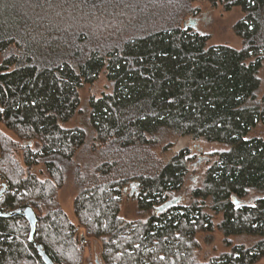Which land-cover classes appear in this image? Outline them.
I'll list each match as a JSON object with an SVG mask.
<instances>
[{
  "label": "trees",
  "instance_id": "obj_1",
  "mask_svg": "<svg viewBox=\"0 0 264 264\" xmlns=\"http://www.w3.org/2000/svg\"><path fill=\"white\" fill-rule=\"evenodd\" d=\"M198 1L243 11L234 26L241 49L210 46L195 31ZM263 63L264 0H0V122L20 141L0 133V213L32 209L46 256L81 264L77 226L57 201L73 172V216L89 237L104 239L103 264H258ZM103 71L111 92L89 101V139L86 129L64 125L80 108L78 92ZM90 142L94 155L80 163ZM200 142L225 149L188 204L170 201ZM129 188L151 212L146 222L118 216ZM216 228L230 249L200 263L196 237ZM30 231L23 216L0 217V264H45ZM243 236L255 242L230 240Z\"/></svg>",
  "mask_w": 264,
  "mask_h": 264
},
{
  "label": "rangeland",
  "instance_id": "obj_2",
  "mask_svg": "<svg viewBox=\"0 0 264 264\" xmlns=\"http://www.w3.org/2000/svg\"><path fill=\"white\" fill-rule=\"evenodd\" d=\"M197 8L196 15V27L195 31L208 36L210 38V46L225 45L232 47L233 49L242 48V39L235 33L234 26L243 19V11L240 8H234L227 12L223 6L220 4L213 7L207 1H198L194 4ZM259 78L262 81V92L264 93V63L263 67L259 73ZM111 92V85L107 80V74L105 71L101 73L99 79L91 85H85L78 93L81 100L80 108L69 123L65 124L66 128H84L88 133V138L92 133V128L89 124L90 107L89 101L91 98L99 99L104 94ZM0 133L5 134L7 137L13 140V142H20L17 135L10 130H8L4 124L0 122ZM260 135L264 136V128H260L258 132ZM88 145L81 153L78 154V160L80 163L87 164L91 161L93 152ZM192 150V161L191 169L188 176L186 177L185 184L181 191L170 195V201H179L181 204H188L191 199V193L196 188L203 185V179L206 171L217 161V154L221 152L224 147L217 144H206L198 143L193 144ZM179 148V146L177 147ZM21 150H19L20 152ZM80 155V156H79ZM19 161L23 164L22 151L21 154L18 153L17 157ZM42 167L36 169V174L41 180L46 179V175L42 173ZM76 180L73 172H70L67 177V181L63 187L59 190L57 201L59 206L69 215L71 222L75 223L77 226L76 238L79 244L83 247L82 254L78 262L81 264H103L102 254L104 247V239L91 238L86 233L85 229H82L78 225V221L73 216L72 207L74 200L78 194V187L76 185ZM254 197V196H252ZM252 199L249 198L245 203H251ZM151 212H143L139 209L138 202L134 196V191H129L122 195L120 214L118 215L120 219L125 224H133L139 221L146 222L150 217ZM222 221V216L219 215L215 218V225L217 226ZM198 243V250L196 251V259L200 263L209 261L212 258L228 251L230 248L226 246V237L224 234L215 229L214 232L201 233L196 237ZM234 244L243 243L246 245H252L255 239L248 236L231 238ZM26 264V263H24ZM30 264V263H29ZM258 264H264V260L260 261Z\"/></svg>",
  "mask_w": 264,
  "mask_h": 264
},
{
  "label": "water",
  "instance_id": "obj_3",
  "mask_svg": "<svg viewBox=\"0 0 264 264\" xmlns=\"http://www.w3.org/2000/svg\"><path fill=\"white\" fill-rule=\"evenodd\" d=\"M196 23H194L193 27L195 26ZM2 194V192H0V195ZM13 216H23L27 219V221L29 222L30 225V229H31V233H30V237H29V241L31 244L34 245V247L37 249L38 254L40 255V257L43 259L45 264H54L48 256H46L45 251L43 250V248L35 243V234H36V227H37V217L35 212L32 209H27L24 212H17V213H12V212H7V213H0V217L3 218H10Z\"/></svg>",
  "mask_w": 264,
  "mask_h": 264
},
{
  "label": "flooded vegetation",
  "instance_id": "obj_4",
  "mask_svg": "<svg viewBox=\"0 0 264 264\" xmlns=\"http://www.w3.org/2000/svg\"><path fill=\"white\" fill-rule=\"evenodd\" d=\"M6 189H7V187H6L5 183H2L1 178H0V192H2L0 197H2L5 194Z\"/></svg>",
  "mask_w": 264,
  "mask_h": 264
},
{
  "label": "bare ground",
  "instance_id": "obj_5",
  "mask_svg": "<svg viewBox=\"0 0 264 264\" xmlns=\"http://www.w3.org/2000/svg\"><path fill=\"white\" fill-rule=\"evenodd\" d=\"M168 205V204H167Z\"/></svg>",
  "mask_w": 264,
  "mask_h": 264
}]
</instances>
